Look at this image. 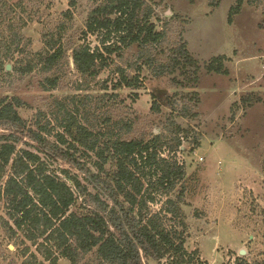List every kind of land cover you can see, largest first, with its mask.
<instances>
[{
    "label": "trees",
    "instance_id": "obj_1",
    "mask_svg": "<svg viewBox=\"0 0 264 264\" xmlns=\"http://www.w3.org/2000/svg\"><path fill=\"white\" fill-rule=\"evenodd\" d=\"M77 1L70 0V6L75 7ZM91 1L94 5L84 35L95 36L98 44L66 46V27L60 24L57 33L46 35L40 53L44 71L57 67L72 50L76 70L84 78L96 79L113 64L114 55L123 57L125 50L136 47L137 57L127 66L137 73L130 75L127 67L116 65L112 97L124 88H141L140 75L146 67L158 77L170 76L173 86L189 88L198 84L200 62L181 35L169 50L163 47L170 29L169 22H162L158 28L153 20L158 1ZM220 1L211 0L210 5L217 7ZM244 1L237 0L232 6L229 23ZM248 1L256 4L260 0ZM12 7L9 0H0V23L8 20L12 25ZM65 15L71 18V9ZM22 41V35L11 28L0 57V70L11 73L6 71L5 62ZM229 60L225 54L213 57L206 64L207 72L229 73ZM35 67L29 62L22 71L31 72ZM41 85L45 91L53 90L58 78L46 76ZM84 88L83 83L77 85V89ZM198 98L195 91L190 100L196 102ZM173 99L169 97L168 106L176 110ZM104 101V96L98 100ZM242 101L252 104L262 101V97L249 93ZM26 105L19 95L0 97V203L6 210L1 221L9 237L21 232L43 257L39 260L27 246L23 255L30 254L24 264H60L62 259L69 264H197L194 254L185 248L183 237L186 225L181 203L185 201L186 169L174 155L184 150L182 133L187 135L188 130L171 120L175 126L171 143L160 134L153 139L128 137L125 134L133 130V121L121 123V119L113 120L105 114L102 123L115 128L105 131L91 120L95 108L89 96L56 99L50 118L48 112L38 110L28 120L19 110ZM195 106L197 103L184 104L181 115L198 117ZM152 109L160 111V103L155 101ZM165 150L173 157L164 156ZM158 196L166 199L159 210H154L150 204L158 202ZM237 264L250 263L241 257Z\"/></svg>",
    "mask_w": 264,
    "mask_h": 264
},
{
    "label": "rangeland",
    "instance_id": "obj_2",
    "mask_svg": "<svg viewBox=\"0 0 264 264\" xmlns=\"http://www.w3.org/2000/svg\"><path fill=\"white\" fill-rule=\"evenodd\" d=\"M21 1L9 0L13 5L12 25L8 20L0 23V57L4 55L11 28L23 37L20 48L13 51L4 65H11L6 70L11 73L0 70V97L21 96L28 105L19 110L32 120L38 110L52 117L56 99L76 96L79 100L89 96L95 108L91 120L98 128L115 129L113 124L108 127L102 123L105 114L113 120L121 119V123L131 119L133 130L125 134L128 137L153 139L160 134L170 142L175 135L171 120H175L189 131L187 135L182 133L184 150L174 154L186 169L185 201L181 203L186 225L185 248L194 254L197 264H237L241 257L250 264H264V0L256 4L245 0L232 23L228 21L230 10L237 0H221L217 7L210 5L211 0H156L159 4L155 5L153 20L158 28L162 22H169L170 31L163 47L169 50L181 35L200 62V81L189 88L173 86L170 76L158 77L146 67L140 75L141 88H124L116 97L111 96L115 93L113 69L121 65L135 75L134 67L127 65L135 61L136 47L125 50L123 57L114 55L113 64L96 79L84 78L76 70L72 50L51 71L41 68L40 53L45 48L46 35L57 33L60 24L66 27V46L98 44L95 36L84 35L92 1L78 0L75 7L70 6V0ZM18 2L21 4L16 6ZM68 9L72 11L71 18L65 15ZM180 31L183 32L178 34ZM222 54L231 58L226 63L229 73H208L206 64ZM29 62L36 67L25 73L22 67ZM46 76L58 78L55 89L43 90L41 82ZM81 83L86 88L77 89ZM195 91L199 97L196 102L190 100ZM249 93L258 94L262 101L245 104L242 98ZM103 96L105 101L98 102ZM169 97H175L172 102H176V110L168 106ZM155 101L161 105L158 112L152 109ZM195 103L198 117L181 115L184 104ZM163 154L173 157L168 150ZM177 189L172 192L173 197ZM165 199L158 196V202L150 205L159 210ZM5 212L1 202L0 264H24L30 254L23 255L27 246L43 260L36 246L25 240L21 232L9 237L1 221ZM242 249L244 255L240 253ZM59 263L69 264L63 259Z\"/></svg>",
    "mask_w": 264,
    "mask_h": 264
},
{
    "label": "water",
    "instance_id": "obj_3",
    "mask_svg": "<svg viewBox=\"0 0 264 264\" xmlns=\"http://www.w3.org/2000/svg\"><path fill=\"white\" fill-rule=\"evenodd\" d=\"M10 68H11V65H7V69H10ZM240 253H241V255H244L246 252H245L244 249H242V250L240 251Z\"/></svg>",
    "mask_w": 264,
    "mask_h": 264
}]
</instances>
